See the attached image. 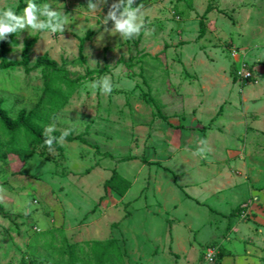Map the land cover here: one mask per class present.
Wrapping results in <instances>:
<instances>
[{"label": "rangeland", "instance_id": "1", "mask_svg": "<svg viewBox=\"0 0 264 264\" xmlns=\"http://www.w3.org/2000/svg\"><path fill=\"white\" fill-rule=\"evenodd\" d=\"M33 2L50 4L69 22L63 33L11 34L5 58L22 61L26 47L28 70L0 68V264H65L63 244L111 239L121 261L109 264H264V0H135L133 7L145 5L149 34L132 39L115 32L98 38L112 0H101L95 13L88 0ZM19 4L0 0V10L23 16L28 0L17 11ZM43 56L65 72L49 89L36 66ZM240 63L253 81L233 80ZM104 76L114 85L109 95L91 88ZM47 90L64 105L48 108ZM53 124L52 136L71 129L73 141L54 142L50 152L45 129ZM166 140L181 144L172 149ZM11 145L29 152L24 163L8 153ZM200 147L210 149L207 158L194 154ZM169 153L179 160L167 164L176 174L188 166L181 157L192 156L213 178L223 174L217 163L231 170L236 189L219 193L223 206L214 196L211 209H197L188 191L199 194L202 180L187 191L188 174L178 175L177 192L157 181L163 174L155 164ZM128 189V198L111 199V191ZM163 201L177 205L167 225L157 220ZM237 205L243 213L231 215ZM142 211L155 218L144 221ZM166 236L173 243L163 251Z\"/></svg>", "mask_w": 264, "mask_h": 264}, {"label": "clouds", "instance_id": "2", "mask_svg": "<svg viewBox=\"0 0 264 264\" xmlns=\"http://www.w3.org/2000/svg\"><path fill=\"white\" fill-rule=\"evenodd\" d=\"M108 0H103V5H106ZM135 0H112V3L108 7L106 15L101 19V26H103V32L100 33L98 38H103L104 33H117L123 39H132L138 36L142 30L145 34H149V30L146 29L144 22V3L138 4L133 7ZM101 7V0H88L87 8L95 13L97 9ZM45 19L38 20L37 13ZM68 15L62 12H58L52 8L50 4H44L40 9L33 0H28L27 7L24 9V15L18 16L14 10L9 7L6 10H0V41H4L11 34L22 31L25 28H31L33 30H48L51 33L65 31V26L68 24ZM109 22L112 23L111 29L108 28ZM23 47V44L20 45ZM130 86L132 82H129ZM119 87V85H115ZM92 89H99L101 94L109 95L112 93L114 85L112 80L108 76H104L91 84ZM55 130V125L46 127L45 133L47 138L44 143L47 145L50 152L54 151L52 145L54 142L63 144L66 137L71 134V129H66L62 132L61 136L57 139L52 136L51 133ZM201 145H205L206 141L201 140ZM210 151L204 147L198 148L196 153L197 156L207 158L205 153ZM5 189L0 186V192H4Z\"/></svg>", "mask_w": 264, "mask_h": 264}, {"label": "trees", "instance_id": "3", "mask_svg": "<svg viewBox=\"0 0 264 264\" xmlns=\"http://www.w3.org/2000/svg\"><path fill=\"white\" fill-rule=\"evenodd\" d=\"M20 4L17 7V11L20 10L24 5L21 4L22 0H19ZM211 8L208 6L207 9L205 10L204 14L199 18L198 21V38H201L205 34V24L203 22L204 15L210 12ZM11 36H8L6 40L0 41V68L1 69H6L9 67H14L21 65L24 67L25 70H28L27 67V48L25 47L23 50V59L20 62L17 61H8L5 58L6 53L8 50L6 47L10 43ZM36 66H42V77L44 79V83L47 86V89L50 88L51 84H55V81H57L56 77H65V72L63 70H60L57 68L56 64L52 61H50L46 56H43L42 58L38 59L36 62ZM236 66L232 70V77L233 80H238L237 77L235 76V72L237 70ZM90 74L91 72H87ZM239 81V80H238ZM253 81V79H247V80H240V82L245 83ZM69 82V80H67ZM72 82V81H70ZM49 90L45 92L47 97H45L44 102L46 103L48 108H58L62 107L64 105V98L63 100H59L55 96H52V94L49 96ZM71 95V91L68 93H65V97L68 98V96ZM156 110L158 111L159 115H161L159 109L156 107ZM163 121H166L165 118L161 115L160 116ZM6 126H9L12 128L11 123L7 124ZM30 127H33L35 129H40L39 132L41 131L42 127H38L37 125L30 124ZM61 135H56L57 138H59ZM68 142H72L73 138L66 137L65 139ZM34 143H37V141L34 140ZM8 149V153L13 154L14 157H17L20 161L23 163L28 159L29 157V152L24 151V149L19 148L17 146L11 145ZM7 150V149H6ZM146 164H149L148 162H144ZM155 164V163H154ZM157 165V164H155ZM15 173V172H14ZM242 208H237L236 211L232 214H241ZM59 253L61 255L66 256L65 264H109V262L113 261L114 257L118 260L121 261V255L119 253V248L117 245V242L115 240H107V241H87L83 243H75L72 245H69L67 243L63 244V249H60Z\"/></svg>", "mask_w": 264, "mask_h": 264}, {"label": "crops", "instance_id": "4", "mask_svg": "<svg viewBox=\"0 0 264 264\" xmlns=\"http://www.w3.org/2000/svg\"><path fill=\"white\" fill-rule=\"evenodd\" d=\"M246 96L248 98H252L251 95H246ZM255 102L258 103V100H256ZM168 125H170V123ZM179 141H180V143L173 142L174 143L173 144V143H171L172 142L171 140L170 141L166 140L165 145H166V147H172L175 145L179 146V144H181V140H179ZM173 148L174 147H172V149ZM175 149L177 150V148H175ZM181 158H182L181 161L184 163V165L187 164L188 166H186V168H187L186 170H183L177 174L175 173V171L172 170L171 167H169L167 165V164H171V163L175 165L177 163V161H179L177 157H174V155H170V153H169L168 155L167 154L165 155V158L160 159L159 161L157 160V176L163 174L166 177V178H164L163 175L160 177H157V181L160 182L161 179H164V182L167 184H170V187L173 189V191L177 192L178 187L182 188L181 186H179L180 180L178 179L177 176L178 175L187 176V174H188L189 179L187 180V182L185 181V184H184V187L186 188L187 191L189 190V189H187V187L190 188V187H192V185L194 183H198L196 180H199V181L202 180V182L206 183V186L204 188L200 187L199 190L201 192H199V194H197V195L193 194L190 190L188 191L189 196H191V199H190L191 202L190 203L192 205H194L199 210H204V211L209 210L212 208V205L214 203H211V202L214 201V196H216L217 200L215 203H219V204H221V206H223L221 202H222V200L225 202V200L223 199L224 198L223 196H219L220 195L219 193H221L224 188H228V190L229 189L235 190L236 186H237L236 183H233L234 180H233V174L231 173V170L224 173L223 171H221V169L219 170V166L217 163L216 164V169H217L216 173H223V174L222 175L217 174L213 178V177H211L212 173L208 172L207 170L203 171V169L201 168V165L203 163L201 159L196 161V163H194L195 160H194V158H192V156L185 155ZM162 167H163V169L164 168L166 169V167H167V169H169L170 172H168L166 174V172L164 170H162ZM169 173H170V177H168ZM217 177H219V179H217ZM181 180L184 181L183 179H181ZM202 182H200V183H202ZM157 185H158V183H157ZM128 190H126L124 193H121V194L119 192H116V191H111V193H110V196H112L111 199H114V201H117L120 198L122 200H124L125 198H128L129 197L128 195L130 193V190L129 191ZM107 194L109 195V193H107ZM158 198H159V200H161L160 196H158ZM234 198L236 199L235 203H237L236 202L237 197L234 196ZM115 199H117V200H115ZM162 203L165 204V206H163V208L161 207L162 209L160 208V211L157 212V220L160 222L163 220V223L165 225H167L166 220H169V215H171V212H173V210L176 211L177 205L175 203L168 202V201H163ZM238 206L239 205H237L235 207H238ZM239 208H242V207L239 206ZM242 209L243 210L241 213H243V211H244V208H242ZM212 210L215 213H219L220 211L224 212L221 209L220 210L219 209H212ZM141 213H144V216L146 217L144 219V221L148 220V218H155V216L153 214L148 213L147 211H144V212L142 211ZM208 213L209 214H208L207 218L209 219L212 215L209 211H208ZM178 214L179 213L176 212L175 216H177ZM220 214L222 215L223 213H220ZM183 215H184L183 218L188 221V227H191L192 225H191V218H189V213L187 212V213H184ZM212 217H214V216H212ZM181 221H182V219H181ZM182 223H184V222L182 221ZM188 230H189V228H188ZM166 237H164V238L161 237V239L159 240V241L165 240L168 243L167 246L162 248L163 251H167L169 248H171L169 245H171L173 243V240L171 237H167V238ZM158 247H159V245H158Z\"/></svg>", "mask_w": 264, "mask_h": 264}, {"label": "built area", "instance_id": "5", "mask_svg": "<svg viewBox=\"0 0 264 264\" xmlns=\"http://www.w3.org/2000/svg\"><path fill=\"white\" fill-rule=\"evenodd\" d=\"M235 76L237 79L240 80H247V79H254L252 70L250 67H247L244 63H240V66L237 67V70L235 72ZM215 254L213 252H210L207 257H210V260H212L213 256Z\"/></svg>", "mask_w": 264, "mask_h": 264}]
</instances>
